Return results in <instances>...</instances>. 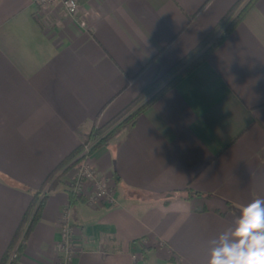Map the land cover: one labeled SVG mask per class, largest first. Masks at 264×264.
<instances>
[{"label": "crops", "instance_id": "0c3cea01", "mask_svg": "<svg viewBox=\"0 0 264 264\" xmlns=\"http://www.w3.org/2000/svg\"><path fill=\"white\" fill-rule=\"evenodd\" d=\"M77 1L74 18L37 19L34 0H0V262L47 176L237 0ZM90 162L115 203L71 204L68 168L14 264H59L64 218L70 264H207L209 241L264 198V0Z\"/></svg>", "mask_w": 264, "mask_h": 264}, {"label": "trees", "instance_id": "16d2710c", "mask_svg": "<svg viewBox=\"0 0 264 264\" xmlns=\"http://www.w3.org/2000/svg\"><path fill=\"white\" fill-rule=\"evenodd\" d=\"M255 1L256 0H237L204 40L197 45V47L191 50L163 75L156 77L150 85L146 86L128 106L115 115L111 120L100 127L94 126L89 131L77 150L47 176L41 185L40 190L33 195L31 203L24 214L19 228L17 229L7 251L3 255L0 264L15 263V260L10 262H8V260L24 226L28 224L24 234L25 240L33 226L40 220V211L47 194L56 188L62 176H64L68 169L67 164L81 152L83 147L85 145H91L89 149V155H91L97 149L107 146L122 129L133 125L137 117L149 107L158 96L168 89L173 88L205 60L208 53L218 46L236 27V25L241 22L247 11L252 8ZM66 193L71 204L76 201H85L82 197L69 192L68 189H66ZM21 251L22 246H19L16 250L17 256ZM142 254L144 258L145 249H142Z\"/></svg>", "mask_w": 264, "mask_h": 264}, {"label": "built area", "instance_id": "2783aa9c", "mask_svg": "<svg viewBox=\"0 0 264 264\" xmlns=\"http://www.w3.org/2000/svg\"><path fill=\"white\" fill-rule=\"evenodd\" d=\"M36 7L35 16L37 19L43 17L47 13L57 18L65 16L66 18H74L79 11L77 0H34ZM77 172L73 178L72 188L75 195L86 197L89 204L92 205H112L115 203L114 191L109 181L102 179L96 169L90 162L88 148L78 157ZM28 224L24 226L16 245L14 246L9 260L16 259V250L24 243V234ZM73 231L67 220L64 218V223L59 230V241L56 244V250L59 255V264H70L75 246ZM137 254L132 255V260L137 264Z\"/></svg>", "mask_w": 264, "mask_h": 264}, {"label": "clouds", "instance_id": "9594fccd", "mask_svg": "<svg viewBox=\"0 0 264 264\" xmlns=\"http://www.w3.org/2000/svg\"><path fill=\"white\" fill-rule=\"evenodd\" d=\"M209 244L207 264H264V198L242 206L232 226Z\"/></svg>", "mask_w": 264, "mask_h": 264}, {"label": "rangeland", "instance_id": "374dc122", "mask_svg": "<svg viewBox=\"0 0 264 264\" xmlns=\"http://www.w3.org/2000/svg\"><path fill=\"white\" fill-rule=\"evenodd\" d=\"M86 147L88 148V152H89V149H90V147H91V145H85L84 147H83V149L81 150V152L74 158V159H72L68 164H67V166H68V168H70V169H73L72 170V175H73V178L75 177V174H76V172H77V169H76V165H77V160H78V157H80V155L84 152V150L86 149ZM92 155V154H91ZM91 155H89V158L91 157ZM75 162V163H74ZM73 178L71 179V180H67V185H66V189H68V191L69 192H71V193H74L73 192V188H72V183H73ZM60 181H62V182H64L65 181V176H62V178H61V180ZM83 199H85V201H87V198L84 196V197H82ZM87 203H89L88 201H87ZM90 205H92L91 203H90ZM24 229V228H23ZM18 241V240H17ZM73 254H74V249H73Z\"/></svg>", "mask_w": 264, "mask_h": 264}]
</instances>
